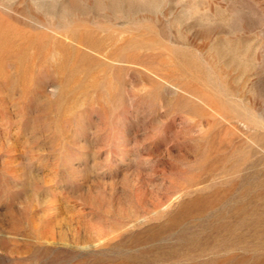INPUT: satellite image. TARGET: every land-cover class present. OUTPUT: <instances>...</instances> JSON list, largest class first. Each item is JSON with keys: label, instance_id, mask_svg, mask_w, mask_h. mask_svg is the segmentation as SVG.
Returning <instances> with one entry per match:
<instances>
[{"label": "rangeland", "instance_id": "obj_1", "mask_svg": "<svg viewBox=\"0 0 264 264\" xmlns=\"http://www.w3.org/2000/svg\"><path fill=\"white\" fill-rule=\"evenodd\" d=\"M0 264H264V0H0Z\"/></svg>", "mask_w": 264, "mask_h": 264}]
</instances>
